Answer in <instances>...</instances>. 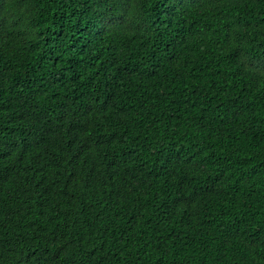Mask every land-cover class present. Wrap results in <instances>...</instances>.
Masks as SVG:
<instances>
[{
	"label": "trees",
	"instance_id": "obj_1",
	"mask_svg": "<svg viewBox=\"0 0 264 264\" xmlns=\"http://www.w3.org/2000/svg\"><path fill=\"white\" fill-rule=\"evenodd\" d=\"M0 264H264V0H0Z\"/></svg>",
	"mask_w": 264,
	"mask_h": 264
}]
</instances>
